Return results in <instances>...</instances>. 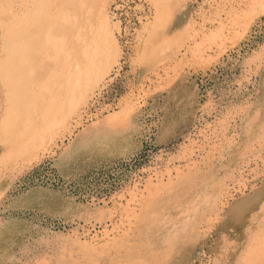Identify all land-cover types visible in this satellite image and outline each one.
Returning a JSON list of instances; mask_svg holds the SVG:
<instances>
[{
    "label": "rangeland",
    "instance_id": "obj_1",
    "mask_svg": "<svg viewBox=\"0 0 264 264\" xmlns=\"http://www.w3.org/2000/svg\"><path fill=\"white\" fill-rule=\"evenodd\" d=\"M114 1L0 0V19L28 11L16 23L57 45L77 24L94 32L103 7L117 46L64 118L51 102L24 117L0 102V264H264V207L251 209L264 177V0H133L144 18L125 34ZM123 108L119 131L80 138Z\"/></svg>",
    "mask_w": 264,
    "mask_h": 264
},
{
    "label": "bare ground",
    "instance_id": "obj_2",
    "mask_svg": "<svg viewBox=\"0 0 264 264\" xmlns=\"http://www.w3.org/2000/svg\"><path fill=\"white\" fill-rule=\"evenodd\" d=\"M98 11L97 24H95L98 30L95 29L94 32L96 34L97 31L96 40L99 38L100 45H97L98 41H93V39L95 40V36H93L94 32L89 30L90 25H84L87 31L83 32V29H81V32L80 27H82V24L81 26L79 25V28L77 24L75 29L77 30L78 28L79 31H75L74 28L69 31L62 28L68 31L67 33L63 30L67 34V36L65 34L64 36H70L69 38H71H66L68 39L66 41L63 36L65 40L62 39V41L69 42V46L67 45V47L66 43H63L61 40L59 41L60 44L57 45L56 41V43H53V38H49V41H47L48 37L46 38L47 40L43 39V30L38 29V26L30 23V21L16 23V20L29 16L27 14L28 11H17L13 8L8 9L0 19V99L2 100L0 102H8L16 106L17 111L20 109L19 114L22 117L27 116L26 114L33 105L40 107L48 102H51L58 110L60 109L62 113H58V117L62 114L60 118H64L65 111L72 114L71 111L75 110L81 102L85 101L92 88L100 81L103 74L108 71L107 68H110V63L113 62L112 60H114L116 54L117 46L115 45L116 42L114 43L113 30L110 28L108 17L105 15L107 13L104 12L103 7H100ZM68 17L67 20L69 19ZM71 18L73 19V16ZM64 25L66 24L64 23ZM65 27L69 28L68 24ZM71 32L74 34L73 37L71 36ZM88 32H91L89 34L93 38L92 40L90 37L86 40L87 36H89ZM81 33L83 34L81 35ZM84 33L87 35H84ZM84 36L86 44L83 40ZM51 37L53 36L51 35ZM95 45L99 47L96 46V49ZM89 47L95 49H93L94 54L97 51V56L88 53L91 51ZM85 48L86 50H83ZM49 49L51 50L53 63L45 60L49 56ZM76 55L80 56L79 58H83L86 64L83 65V68L85 66V71H81V79L73 81L69 69L74 59H78ZM76 68L82 69V65L77 64ZM70 84L74 85V87H70ZM65 100L66 103L68 102L67 106H64V104L66 105L64 103ZM129 115V111L123 108L117 114L89 125L80 138L87 141L97 137H109L115 131H119L128 122Z\"/></svg>",
    "mask_w": 264,
    "mask_h": 264
},
{
    "label": "built area",
    "instance_id": "obj_3",
    "mask_svg": "<svg viewBox=\"0 0 264 264\" xmlns=\"http://www.w3.org/2000/svg\"><path fill=\"white\" fill-rule=\"evenodd\" d=\"M132 2L133 0H115L112 4L113 15L123 26V34H125V31H133L136 25L139 24V18H144L143 13L138 12ZM128 39L126 38L125 41Z\"/></svg>",
    "mask_w": 264,
    "mask_h": 264
},
{
    "label": "crops",
    "instance_id": "obj_4",
    "mask_svg": "<svg viewBox=\"0 0 264 264\" xmlns=\"http://www.w3.org/2000/svg\"><path fill=\"white\" fill-rule=\"evenodd\" d=\"M178 14L179 15L177 17H175V22L177 20V23H178L181 20V22L177 26L178 29H180V27L183 25V22H184V14L185 13L183 11H180ZM128 71L129 70L123 72V74H124L123 76L124 77H126V74H127ZM128 78L129 79L127 81L126 80L125 81L124 80H121V82H120V84H121L120 85V88H121L122 93L125 92V89L128 86V81L132 79L130 77H128ZM196 102H198L199 106H201L200 102L197 101V100H191L190 103H186V104H187L188 107L193 108V106L196 107L195 106ZM252 191H253V192H251L252 194H254L255 192H258V196L256 197V200L251 203V209L257 210V212H259L264 207V177L261 178L260 180H258L257 184H255L253 186Z\"/></svg>",
    "mask_w": 264,
    "mask_h": 264
}]
</instances>
